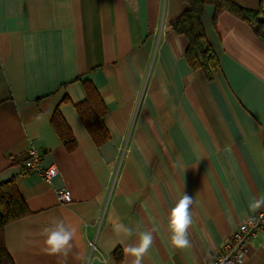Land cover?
Wrapping results in <instances>:
<instances>
[{"label": "crops", "instance_id": "crops-1", "mask_svg": "<svg viewBox=\"0 0 264 264\" xmlns=\"http://www.w3.org/2000/svg\"><path fill=\"white\" fill-rule=\"evenodd\" d=\"M260 10L264 0H231ZM182 0H0V182L14 179L30 213L7 223L14 264H133L139 233L153 243L142 264H203L264 201V37L223 11L203 18L217 67L210 79L185 58L170 21ZM89 79L109 139L92 141L74 104ZM67 96V100H62ZM58 107L77 146L51 126ZM31 147L51 182L23 168ZM71 200L59 203L58 189ZM192 198L189 246L172 244L169 220ZM74 230L52 253L45 229ZM124 223L131 239L113 230ZM119 249L121 260L115 258ZM243 264H264V225Z\"/></svg>", "mask_w": 264, "mask_h": 264}, {"label": "trees", "instance_id": "trees-1", "mask_svg": "<svg viewBox=\"0 0 264 264\" xmlns=\"http://www.w3.org/2000/svg\"><path fill=\"white\" fill-rule=\"evenodd\" d=\"M182 1L186 4V8L170 21V26L175 33L182 35L186 40L184 55L188 63L194 68L201 69L208 79L212 77L217 67L215 52L206 38L203 26L205 10L208 6L212 7L213 19L219 13L227 11L247 22L256 34L264 37V14L260 10L242 7L231 0ZM77 80L80 81L85 95L73 106L92 141L99 146L110 136L103 122L105 105L91 80ZM62 100H67V96H64ZM50 123L64 148L67 151L74 150L77 141L58 107L53 110ZM29 213L30 210L17 190L14 179L0 182V264H14L5 245V225ZM114 254L117 261H120L119 249H115Z\"/></svg>", "mask_w": 264, "mask_h": 264}, {"label": "clouds", "instance_id": "clouds-1", "mask_svg": "<svg viewBox=\"0 0 264 264\" xmlns=\"http://www.w3.org/2000/svg\"><path fill=\"white\" fill-rule=\"evenodd\" d=\"M192 198L187 194H183L179 202L173 207L169 220V228L172 233V244L177 248H185L189 246L187 236V228L192 223L190 214V205ZM264 204V201H257L252 205L253 208ZM113 230L117 235L123 234L131 239L136 233L124 223L116 222L113 225ZM47 233L46 245L52 253H59L70 247V242L73 240L75 232L65 227L63 222H57L54 229H45ZM153 243L151 232L144 231L139 233V243L135 247L127 248L126 251L134 257L133 264H142L143 255L148 251ZM238 264H243V254L239 258Z\"/></svg>", "mask_w": 264, "mask_h": 264}, {"label": "built area", "instance_id": "built-area-1", "mask_svg": "<svg viewBox=\"0 0 264 264\" xmlns=\"http://www.w3.org/2000/svg\"><path fill=\"white\" fill-rule=\"evenodd\" d=\"M40 153L35 147L28 150V154L23 160V168L27 171L37 172L42 175L47 183L51 182L57 169L54 165L41 167ZM56 197L59 203H67L71 200L68 189H58ZM264 225V209L248 215L239 223L238 227L231 233L230 237L216 251L209 261L203 264H238L241 254L243 261L246 258V242L249 237L255 235L258 229Z\"/></svg>", "mask_w": 264, "mask_h": 264}]
</instances>
